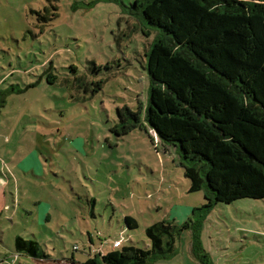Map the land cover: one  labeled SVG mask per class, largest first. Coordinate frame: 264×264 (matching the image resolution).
<instances>
[{
    "label": "rangeland",
    "instance_id": "374dc122",
    "mask_svg": "<svg viewBox=\"0 0 264 264\" xmlns=\"http://www.w3.org/2000/svg\"><path fill=\"white\" fill-rule=\"evenodd\" d=\"M136 1L0 0L1 264H12L17 236L86 264L117 241L149 249V226L190 220L176 254L153 264H200L190 255L196 235L214 264H264V199L195 213L205 192L190 191L177 148L146 121L148 53L160 32ZM53 6L58 16L43 22ZM125 106L142 109V126L119 137Z\"/></svg>",
    "mask_w": 264,
    "mask_h": 264
},
{
    "label": "trees",
    "instance_id": "16d2710c",
    "mask_svg": "<svg viewBox=\"0 0 264 264\" xmlns=\"http://www.w3.org/2000/svg\"><path fill=\"white\" fill-rule=\"evenodd\" d=\"M159 30L148 53L151 80L146 121L180 153L191 192H205L207 213L217 204L264 199V0H137ZM46 8L43 22L57 16ZM51 74L48 82L55 78ZM51 78H53L51 80ZM93 91V95L102 89ZM116 136L142 126V109H118ZM136 229L133 218H125ZM194 227L162 221L149 226L151 248L127 246L99 253L86 264H153L176 254V235ZM16 253L50 260L36 240L17 237ZM200 264H214L193 239Z\"/></svg>",
    "mask_w": 264,
    "mask_h": 264
},
{
    "label": "crops",
    "instance_id": "0c3cea01",
    "mask_svg": "<svg viewBox=\"0 0 264 264\" xmlns=\"http://www.w3.org/2000/svg\"><path fill=\"white\" fill-rule=\"evenodd\" d=\"M10 173V172H9ZM1 174V173H0ZM2 175V174H1ZM10 176V175H9ZM3 177V176H2ZM39 204H42V203H39ZM33 213L34 212H30V211H27V214L28 215H33ZM17 237H21V236H17ZM16 237V238H17ZM16 238H15V240H16ZM34 240H36V238H34ZM37 241V240H36ZM38 242V241H37ZM1 243H3V241L1 242ZM122 246V245H121ZM119 249V248H118ZM115 250H117L116 248H115ZM176 251H177V249H176ZM15 254V257H14V259H13V261H12V264H50V263H52L53 264V262H54V264H64L66 261L65 260H61V261H57V260H55V259H52V257L50 258V260H38V259H34V258H31V257H29V256H27V255H20V254H18V253H16V250L15 249H13V250H10V254L12 255V254ZM190 255H191V258H193L194 260H196V258L194 257V255H193V252H192V246H191V248H190ZM6 257H8V256H6ZM1 259V258H0ZM5 259V258H4ZM4 259H3V261L2 260H0V264L1 263H3L4 262ZM243 260H244V258H242ZM241 259V263H239V264H246V263H243L244 261ZM8 263V262H7ZM7 263H5V264H7ZM65 264H69V263H65ZM73 264H77V263H75V262H73ZM250 264H252V263H250Z\"/></svg>",
    "mask_w": 264,
    "mask_h": 264
},
{
    "label": "built area",
    "instance_id": "2783aa9c",
    "mask_svg": "<svg viewBox=\"0 0 264 264\" xmlns=\"http://www.w3.org/2000/svg\"><path fill=\"white\" fill-rule=\"evenodd\" d=\"M121 242L120 241H117V242H115V244H114V248H116V249H118V248H120L121 247Z\"/></svg>",
    "mask_w": 264,
    "mask_h": 264
}]
</instances>
